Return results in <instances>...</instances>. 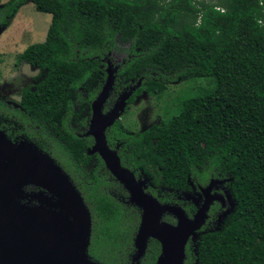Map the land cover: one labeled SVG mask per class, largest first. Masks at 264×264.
I'll return each mask as SVG.
<instances>
[{
    "label": "trees",
    "instance_id": "16d2710c",
    "mask_svg": "<svg viewBox=\"0 0 264 264\" xmlns=\"http://www.w3.org/2000/svg\"><path fill=\"white\" fill-rule=\"evenodd\" d=\"M26 2L51 15L44 41L19 57L44 70L28 99L31 125L39 129L32 131L27 114L2 102L0 129L3 118L18 114L23 127L17 133L39 136L43 143L36 145L69 175L91 213L94 260L156 264L160 253L150 238L144 255L132 261L140 212L101 158L95 155L93 165L86 151L93 143L84 135L90 103L118 46L125 56L114 65L103 111L140 79L126 108L143 92L159 97L176 81L215 79L213 89L192 86L195 92L174 96L172 113L147 129L126 133L114 121L106 138L111 147L118 143L121 164L149 175L155 187L148 190L161 202L181 206L177 195L190 190V177L201 183L227 178L236 207L221 231L199 235L200 264H221L222 253L242 252V240L264 236V0H7L0 26ZM183 206L190 215L193 205Z\"/></svg>",
    "mask_w": 264,
    "mask_h": 264
},
{
    "label": "water",
    "instance_id": "95a60500",
    "mask_svg": "<svg viewBox=\"0 0 264 264\" xmlns=\"http://www.w3.org/2000/svg\"><path fill=\"white\" fill-rule=\"evenodd\" d=\"M116 69L111 61L107 62L106 78L91 102L84 133L93 138L88 153L101 157L106 169L128 193L127 202L141 211L132 261L140 260L152 238L160 244L156 264H185L187 242L196 241L210 204L222 199L211 190L223 180L211 179L196 194L182 192L179 198L190 200L196 207L191 216L181 205L160 202L145 191L147 181L137 179L122 166L116 150L107 144L106 129L119 118L127 100L141 85L140 79L124 89L112 107L103 111ZM28 185L38 190L28 191ZM165 215L175 221L163 219ZM91 229L90 210L57 161L32 142H13L0 130V264H100L88 252Z\"/></svg>",
    "mask_w": 264,
    "mask_h": 264
},
{
    "label": "rangeland",
    "instance_id": "374dc122",
    "mask_svg": "<svg viewBox=\"0 0 264 264\" xmlns=\"http://www.w3.org/2000/svg\"><path fill=\"white\" fill-rule=\"evenodd\" d=\"M6 1L0 0V7ZM50 18L49 13L40 12L36 10L33 3L26 2L10 17L6 26L0 29V97L12 106L29 110L27 104L29 94L43 77V71L19 61L18 56L29 44L44 41ZM121 49L118 46L111 53L110 60L113 65L118 64L124 58L125 53ZM192 86L198 87L200 91L213 89L215 79L214 77H200L190 79V81H176L171 83L159 97L142 93L129 105V108L121 113L119 121L129 133L147 129L172 113L174 96L189 91L195 92ZM145 177L144 179L150 184V176ZM177 196L179 198L183 195L180 193ZM181 197L179 199L182 202L184 199ZM220 217L219 215L215 218L216 227L219 225Z\"/></svg>",
    "mask_w": 264,
    "mask_h": 264
},
{
    "label": "flooded vegetation",
    "instance_id": "af4514ba",
    "mask_svg": "<svg viewBox=\"0 0 264 264\" xmlns=\"http://www.w3.org/2000/svg\"><path fill=\"white\" fill-rule=\"evenodd\" d=\"M2 27L0 26V29ZM31 45V44H29ZM28 45V46H29ZM26 46V47H28ZM25 47V48H26ZM24 48V49H25ZM23 49V51H24ZM22 51V52H23ZM21 52V53H22ZM20 53V54H21ZM20 54L18 57H20ZM19 61H23L24 63H27L29 65H31L32 67H36L40 70H42L40 67H38L37 65H33V64H30L22 59L19 58ZM108 61H111V60H105V66H107V62ZM16 63V62H15ZM43 71V76H44V70ZM43 78V77H42ZM41 78V79H42ZM40 79V80H41ZM39 83V82H38ZM36 86V85H35ZM35 88V87H34ZM33 88V90H34ZM32 90V91H33ZM31 91V92H32ZM30 92V94H31ZM29 94V95H30ZM0 102L4 103L8 108H11V109H15V110H18L22 113H25L28 115V120L30 121L29 122V128L32 130V131H37L39 129L38 125H34L32 126L31 123H32V117L30 116L31 114L29 113V110H25L23 109V107H17V106H12L10 105L6 100H4V98L0 97ZM28 104V102H27ZM126 108V107H125ZM104 110V109H103ZM125 110V109H124ZM90 111H91V103H90ZM90 115H91V112H90ZM90 115H89V119H90ZM120 118V116H119ZM119 118L117 119V121H119ZM3 122H5V125H4V129H0L1 131H3L6 136L13 142H18L19 140H27V141H30L32 142L35 146H37L39 149H41L42 151L48 153L47 151L43 150L41 147H39L38 145H36L37 143L39 144H42L43 142L40 141L38 142V140L36 139V137H39L37 135H32L31 137L30 136H27L25 134H21V133H17L18 129H21L23 126V118L22 117H18V114H11V116L9 117H5L3 118L2 120ZM116 121V120H115ZM88 123H89V120L87 122V126H86V130L88 128ZM119 123H121V121H119ZM59 125V124H58ZM122 125V124H121ZM7 131L9 132L10 131V134L7 133ZM86 132V131H85ZM84 132V133H85ZM125 132L126 133H129L128 131H126V128H125ZM133 133V132H132ZM85 135V134H84ZM86 136V135H85ZM108 144V142H107ZM93 145V143L88 147V148H91V146ZM109 148L111 149H114L116 150L117 152V148L119 147L118 146V143L115 144L114 147H111L109 144H108ZM88 148H87V152H88ZM49 154V153H48ZM89 154V153H88ZM118 154V153H117ZM50 155V154H49ZM92 156H94V164H96V156L97 155L99 158H101L97 153H93V154H90ZM119 156V155H118ZM53 157V156H52ZM120 158V157H119ZM102 160V159H101ZM121 161V160H120ZM103 162V161H102ZM58 163V162H57ZM59 164V163H58ZM104 164V163H103ZM60 165V164H59ZM122 165V164H121ZM61 166V165H60ZM105 166V165H104ZM124 166V165H122ZM128 169H130L132 172L133 170L127 166H124ZM106 168V167H105ZM134 176L137 178V179H144L146 178L144 172L142 171V169H140L139 173L138 174H135L133 172ZM211 179H217V180H223L222 182H219L217 183V185H214L212 187V190H211V194H216V195H219V196H222V199L221 200H217L215 199L211 204H210V207H209V210H208V217L205 221V224L202 226L201 230L198 231L200 234L201 233H204L206 231H214V230H219L221 231L226 225L229 224L230 220H229V217L231 216V214L234 212L235 210V207H236V203H235V199L232 195V193L229 191V189L227 188V185H226V182H228L227 178L225 177H209L207 181L201 183L199 182L196 178H191L190 177V180L188 183V186L190 188V190H188L187 192H190V193H193V194H196L197 192H200V188L201 187H205L209 184L210 180ZM154 185L152 184V182H150V184L147 182V187L145 188V191L146 192H149L151 193L148 189L153 187ZM123 187V186H122ZM155 187V186H154ZM26 189L28 191H37L38 188L35 187V186H32V185H28L26 187ZM126 191V190H125ZM170 191V190H168ZM171 192V191H170ZM184 192V191H182ZM181 192V193H182ZM227 193V195H225ZM152 194V193H151ZM153 195V194H152ZM155 196V195H154ZM224 196V197H223ZM157 197V196H155ZM178 197V196H177ZM158 198V197H157ZM126 202L128 200V193H127V198L125 199ZM159 200V199H158ZM177 200H181L179 198H177ZM160 201V200H159ZM161 202V201H160ZM187 202V203H191L193 205V203L190 201V200H182V206L184 208V203ZM129 203V202H128ZM170 203V202H169ZM130 204V203H129ZM172 204H177V203H172ZM132 206H135L133 204H131ZM179 205V204H178ZM136 207V206H135ZM194 209H192L191 213L189 216L193 215V213L196 211V207L193 205ZM138 208V207H136ZM185 209V208H184ZM139 212H140V215H141V211L140 209L138 208ZM186 211V210H185ZM225 212V213H224ZM187 213V212H186ZM223 214V215H222ZM221 216L219 218V225L216 227L215 224V218H217V216ZM167 216V215H165ZM165 216L163 219H165ZM166 220V219H165ZM174 220V218H173ZM175 221V220H174ZM139 222H140V218H139ZM170 222V221H169ZM173 223V222H172ZM139 225V224H138ZM199 234V235H200ZM199 235L196 239V241H192V240H189L187 242V245H186V252L188 251V253L186 254V257H185V260H184V263L186 261L185 264H200V261H199V252H198V245H199ZM242 244H241V247H242V252H233L232 255H224L222 253V257H221V264H240L239 262H244V264H264V236L263 235H260V236H256V237H252V238H248L247 240H242ZM134 246V245H133ZM134 252H135V248H134ZM133 252V254H134ZM132 254V255H133Z\"/></svg>",
    "mask_w": 264,
    "mask_h": 264
}]
</instances>
